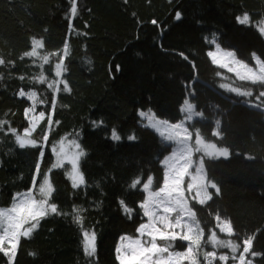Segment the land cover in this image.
<instances>
[{
  "label": "trees",
  "instance_id": "1",
  "mask_svg": "<svg viewBox=\"0 0 264 264\" xmlns=\"http://www.w3.org/2000/svg\"><path fill=\"white\" fill-rule=\"evenodd\" d=\"M245 13L250 22L241 25L237 17ZM262 23L264 0H0V58L5 61L0 65V121L8 122L0 126V208L10 207L14 194L31 190L50 174L49 202L58 209L30 238L20 237L13 263L0 252V264H119L115 249L121 238L137 237L139 225L147 221L139 208L146 199L143 184L151 177L159 190L163 159L171 152L139 113L178 123L185 100L204 110L208 88L196 80L188 57L198 59L206 39L215 35L241 61L255 65L253 53L264 61ZM33 37L44 46L36 57H23ZM56 63L64 66L59 77ZM204 81L239 103L230 109L238 147L229 148L226 159H205L207 177L220 191L212 189L206 205L192 202L193 209L207 237L217 227V216L231 223L239 247L228 264L238 262L248 237L253 240L245 255L252 264H264V111L258 109L264 97L257 99L264 87L215 65ZM222 84L252 95L239 96ZM28 109L45 115L32 135L37 147L22 149L9 129L20 135L29 127ZM113 129L120 141L111 139ZM66 138L86 153L79 161L85 184L75 189L68 164L52 167L53 146ZM77 214L80 225L74 223ZM85 231L95 233L92 257L83 250Z\"/></svg>",
  "mask_w": 264,
  "mask_h": 264
},
{
  "label": "snow or ice",
  "instance_id": "2",
  "mask_svg": "<svg viewBox=\"0 0 264 264\" xmlns=\"http://www.w3.org/2000/svg\"><path fill=\"white\" fill-rule=\"evenodd\" d=\"M77 8L75 4L71 7V12L75 14ZM177 19L180 14L177 13ZM237 21L241 25H247L250 22L249 14L245 13L243 16L237 17ZM156 24V21H152ZM259 33L264 35V23L259 27ZM31 50L23 53V57H36L38 55L37 49L42 48L43 40L38 38H31ZM217 51L219 46H217ZM65 52H67V45H65ZM208 57L211 58L213 64H218L221 68H227L229 72L236 71V75L241 81H250L253 85L264 87V61L260 59L255 53L252 54V59L255 60L257 68L254 69L241 60L235 58L234 52H224L223 55L229 58V62H221L218 59L217 53L209 51ZM21 57V59H23ZM44 63H48L49 57H42ZM187 59V57H185ZM5 61L0 58V65ZM235 64L238 68H233ZM62 63L55 64V75L59 77L63 68ZM243 70V71H241ZM119 71V66H117ZM23 79V77H21ZM41 82H44V77H40ZM53 87V85H49ZM229 92L236 93L239 96H251V91H241L239 88L231 87L230 85L222 84ZM65 91H70L67 84H64ZM20 97H24V91H20ZM36 93L32 92L30 97H35ZM264 97V91L259 92L257 99ZM185 107L181 109L182 113L186 115L178 123H170L168 119H156L154 116L147 115L141 111L139 115L149 121V127L153 128L159 135L166 141L167 148H170L171 154L163 159L165 171L163 172L162 186L158 191L149 192L148 198L139 204V208L143 210V216L148 217V223H141L137 229L141 237L147 235L148 239L143 242L141 239H131L122 237L127 240V244H121L115 249L116 259L119 264H183L184 260H190L191 264H198L195 259V249L200 247V238L202 231L200 225L196 221L195 212L188 207L187 201L184 197V192L181 188L186 175H189V169L193 168L195 164V175L192 176V182L187 185L188 191L196 189V196L199 197L198 203L204 205L206 201L212 199L209 193V188L214 189L216 194H219L217 184L211 181L205 172V158L219 159L221 157L228 158L230 151L227 147H218L215 142H208L203 137L199 129L190 131L186 126L187 122L193 121L194 117L202 116V113L193 111V105L188 100L184 101ZM31 111V109H28ZM45 113L41 111L40 117H44ZM7 121H0V126L7 124ZM219 123V122H217ZM194 128V124L192 125ZM35 128V124L30 128L24 130V135L21 136L16 133L15 129H9L15 136V142L20 148L37 147V141L31 138V133ZM193 136L194 142H193ZM212 136L220 137L219 131H213ZM47 140V136L44 137ZM111 139L113 141H120L121 137L115 129L111 131ZM135 139L134 134L128 136V140ZM76 149L77 151H71ZM53 152L56 153V163L52 165L53 168H60L63 166L64 161H67L70 166V172L67 175L70 177L72 187L79 188L85 184V178L82 174L79 161L80 158L85 156L86 153L81 149V145L73 140L67 146L63 141L60 142L59 148L53 146ZM194 154H200L198 159L194 162ZM40 157H43V151L40 152ZM36 170L39 172L40 163L36 165ZM135 182L133 187L136 186ZM153 179L148 178L147 182L143 184V190L148 191L152 185ZM54 191L52 184L47 176H45L43 183L38 188L39 198L33 194L31 190L14 194L11 206L8 208H0V252L8 257L9 262H12L18 248V240L21 236L30 238L31 234L38 230L40 222L51 214H58L57 205L50 203V197ZM162 209V213H161ZM125 211H130L125 208ZM175 213L174 218H170V214ZM185 215L187 219H184ZM220 221V217H216ZM183 221V222H182ZM74 223L77 225L82 224L80 215L74 216ZM162 227H157V224ZM27 225V227H25ZM220 231L233 232L230 222L222 221L219 224ZM176 229H180L177 232ZM95 233L83 232V250L87 257H92L95 254ZM164 242L163 245L158 244L157 240ZM211 242L216 246L230 248L232 253H236L239 245L233 244L230 241H219L216 239L215 234L211 236ZM191 241L187 245V251H170L174 247V242ZM252 237H248L243 241L242 253L239 255V264H252L251 260L245 258V254L250 252L252 245ZM8 242L9 248L5 249L4 244ZM167 254V255H165ZM252 256H257L259 253H251ZM34 255V254H33ZM208 264H212V258L215 257L214 252L204 253ZM221 261L227 259L226 256H220ZM233 259H236L233 256Z\"/></svg>",
  "mask_w": 264,
  "mask_h": 264
},
{
  "label": "rangeland",
  "instance_id": "3",
  "mask_svg": "<svg viewBox=\"0 0 264 264\" xmlns=\"http://www.w3.org/2000/svg\"><path fill=\"white\" fill-rule=\"evenodd\" d=\"M217 46H219V50L220 51H217ZM209 51L216 52L217 56H218V59H220L221 62H229V58L225 57L223 55L224 52H233L231 50L223 49L220 46L219 42H218L217 36L210 35L206 39V46L201 51V53L199 55V58L194 60L193 58L188 57L191 60L193 68L195 70L196 80L202 82L206 89L208 88L206 90V94L208 95V105H207V107L204 110L199 111V110L196 109L195 105L191 102V100L188 99L189 103L193 105V111L196 112V113H202V116L194 117V120L190 121V122H187L186 126L189 127V130L193 131V132L195 131V129H199L206 141L215 142V143H217L218 147H227L228 149L231 148V147H238V145H237L238 142L232 137L231 131H230V114H231V110L230 109H233L239 103L234 101L231 98L225 97L219 90L215 89L214 87L209 85L206 81H204V76L208 72L210 65H215L217 67H220L218 64H213L212 63L211 58L208 57V55H207V53ZM37 53L39 54V48L37 49ZM235 58L238 59L236 53H235ZM238 60H240V59H238ZM254 62H255V60H254ZM232 67L233 68H238V66L235 65V64H233ZM249 67H252V68L256 69L257 68L256 62H255V65H253V66L249 65ZM222 69H225L226 71H228L227 68H222ZM62 71L63 70H61V75H62ZM241 71H243V70H241ZM231 73L236 75V71H232ZM243 97H246V96H243ZM226 105H228V106H226ZM183 107H185V105ZM258 109H260L261 111H264V105L263 106H259ZM146 114L150 115V116H154L156 119H160L153 113L146 112ZM183 114H184V116L186 115L185 113H183ZM29 118H30V124H29L28 128L32 127V125L35 124V128H34V130L31 133V138H32L33 133L35 132V130L37 129L39 124L42 122L44 117H40L39 114H37L35 112V109H33V110L31 109V111L29 112ZM142 119H143V125L145 127L155 131L153 128L148 126L149 125V121L147 119H145L144 117H142ZM217 122H219V123H217ZM193 124H194V128L192 127ZM213 131H219L221 133V136L220 137L212 136V132ZM157 134L159 135V133H157ZM20 135L23 136L24 135V131ZM194 138L195 137L193 136V142H194ZM73 140L74 139H72V138H66V139H64L62 141L67 146ZM162 140L164 141L165 144L170 143V142H166L163 138H162ZM60 142L55 146L57 149L59 148ZM71 151L74 152V151H77V150L76 149H72ZM229 151H230V149H229ZM170 154H171V152H170ZM170 154H168V155H170ZM199 155L200 154H194V156H193L194 162L198 159ZM55 156H56V153H55ZM56 160H57V156H56ZM65 164H68L69 172H70V170H71L70 164L67 161H64L63 166ZM194 168H195V164H194L193 168L189 169V175L185 176L184 182L182 183L181 188H182V190L184 192V197H185V200L187 201L188 207L191 208L195 212V210L193 209L192 202H195L196 204H199L198 203L199 197L196 196V189L195 188L191 192L188 191V188H187V185L192 182V176L195 175ZM205 172H206V169H205ZM47 178L49 179V181L51 183L50 174L47 175ZM39 186L40 185L35 184L33 186V188L31 189V191L33 192L34 195L37 196V198H39V193H38ZM155 191H158V190H154L153 183H152V185H150V187H149V190L145 191L146 192V199L148 198L149 192H155ZM209 193L211 195L213 194L211 188H209ZM209 201H206V203L204 205H206ZM161 213H162V209H161ZM195 214H196V212H195ZM174 216H175V213L170 214V218H174ZM184 219H187L186 215H185ZM215 220H216L217 227L215 229L211 230L212 231L211 235L209 237H207L206 236V230L204 229V227L202 226V224L200 223V221L198 220L197 215H196V221L199 223L200 230L202 231V236L200 238V247L196 248V246L193 245V247L195 249V259L197 260L198 264H204V260L206 259L205 256H204V253H206V252H214L215 253V257L212 258L213 261L220 260L219 259L220 256H226L227 259L225 261H221L220 260L222 264H228L230 262V260H234L233 256H235L238 253V248H237L236 253H232L230 248L216 246V245H214L211 242L210 238H211V236L213 234H215L216 239L219 240V241H226V242L230 241L231 243L236 244L234 239H233L234 232H232L230 234L227 231H224V232L220 231V227H219L220 222L226 221V220H224L221 217H220V221H217L216 218H215ZM146 223H148V217H147ZM25 227H27V225ZM157 227H162V225H160L158 223ZM176 231L180 232V229H176ZM89 234H91V233H89ZM128 238L141 239L142 242L144 240L148 239L147 235H145L144 237H141L139 233L137 234V237H128ZM19 241H20V238L18 240V244H19ZM122 243L123 244H127L128 241L127 240H123V241L121 240L119 246H121ZM157 243L161 244V245L164 244V242L159 241V239L157 240ZM180 243L181 244H186V247L184 249H178L177 247L179 245H181ZM189 243H191V241L180 242L179 240H177L176 242H174V247L170 248L169 250L170 251H173V250H175V251H187V245ZM4 248L5 249L9 248L8 242H5ZM95 248H96V245H95ZM165 255H167V254H165ZM245 258H246V261H247L248 260L247 255H245ZM14 259H15V257H14ZM14 259H13V261H14ZM13 261L11 263H13ZM183 264H191V261L190 260H184ZM235 264H239V260H238L237 263L235 262Z\"/></svg>",
  "mask_w": 264,
  "mask_h": 264
}]
</instances>
